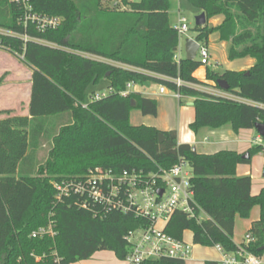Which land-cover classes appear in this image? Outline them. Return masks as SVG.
I'll list each match as a JSON object with an SVG mask.
<instances>
[{
  "label": "trees",
  "instance_id": "trees-1",
  "mask_svg": "<svg viewBox=\"0 0 264 264\" xmlns=\"http://www.w3.org/2000/svg\"><path fill=\"white\" fill-rule=\"evenodd\" d=\"M106 1L28 0L33 13L61 19L58 29L39 32L32 25L23 26L14 0H0V30L11 33L0 34V45L22 57L31 72L30 121L19 120L28 131H12L10 119L0 122V177L8 183L0 187V264H39L31 253L53 251L62 264L85 261L101 251L124 261L130 251L124 237L146 222L132 211L98 218L68 202L56 204L54 184L95 168L154 174L170 170L180 160L189 164L194 200L205 218L198 222L176 212L165 233L182 241L190 231L194 245L234 253L235 217L246 219L258 207V220L247 232L255 240L243 248L261 257L264 188L252 196L250 177H237L235 170L239 164H249L254 155L264 156L263 145H252L246 152L248 160L226 150L198 154L189 144H178L175 130L130 124L133 111L153 117L158 107L139 92L126 98L120 92L128 83L141 88L156 83L181 98H191L193 133L226 125L234 132L264 125V0H188L206 18L204 27H195V41L208 46L209 37L215 35L218 42L229 44L230 61L254 60L243 72L215 74L205 67V81L195 75L201 67L198 59L174 58L180 41L169 24L168 0H118L110 9L103 6ZM215 17L221 22L208 28ZM218 79L226 82L229 90L224 92L234 99L197 89L207 84L219 89ZM103 80L110 93L95 100L91 92L86 103L88 87ZM55 117L64 124L49 135L45 126ZM45 139L51 148L42 165L36 162V153ZM49 213L57 224L54 240L30 238L32 231L46 224ZM141 264L185 261L160 258Z\"/></svg>",
  "mask_w": 264,
  "mask_h": 264
},
{
  "label": "built area",
  "instance_id": "built-area-1",
  "mask_svg": "<svg viewBox=\"0 0 264 264\" xmlns=\"http://www.w3.org/2000/svg\"><path fill=\"white\" fill-rule=\"evenodd\" d=\"M14 2L22 13L21 22L24 27L32 25L39 32H46L58 29L61 24V19L58 17L33 13L28 0H14ZM177 25L175 30L179 37L189 31L184 17L178 18ZM5 34L11 33L7 31ZM197 44L196 57L201 67H209L211 57L208 46L198 42ZM178 53L179 51L174 56L177 62L180 60ZM176 85H180L179 80L176 81ZM133 87L132 83H128L120 95L123 98L128 97L134 93ZM214 90L209 93L234 99L223 90ZM158 91L162 95L167 93L163 86H159ZM109 93V90L102 94L96 93L94 99L101 100ZM174 97L177 100L181 99L179 94H174ZM262 140L257 135L253 145H261ZM191 177L189 164L183 160L168 171L160 170L148 175L141 171L114 173L110 170L103 171L95 168L82 175H75L56 182L54 184L55 203L68 202L70 206L89 212L98 218L106 216L109 212L122 214L129 211H132L136 217H141L146 224L128 232L124 237L130 248L128 256L124 259L127 264H141L147 260L160 258L186 261L191 254L190 245L166 234L165 228L171 216L176 212L183 213L187 218L198 222L204 220L205 214L194 200V192L190 184ZM159 190L162 191L161 195L158 193ZM56 227L53 213H49L46 224L32 231L30 238L53 241L57 235ZM254 240L252 235L246 233L242 243L236 245L234 253L224 252L216 246L215 248L221 253V260L218 264H264L260 256L253 255L243 248V245L247 246ZM30 257L39 264H62V258L55 251L49 255L43 253L41 256L31 253Z\"/></svg>",
  "mask_w": 264,
  "mask_h": 264
},
{
  "label": "crops",
  "instance_id": "crops-1",
  "mask_svg": "<svg viewBox=\"0 0 264 264\" xmlns=\"http://www.w3.org/2000/svg\"><path fill=\"white\" fill-rule=\"evenodd\" d=\"M209 22H212L213 24L212 28H213L219 25V23L221 22V17H215ZM188 39H194V38H188ZM178 55H179V58H184L185 56L184 47H182L181 45L179 48ZM241 60L246 61V62H244L242 66H239L238 69H233L232 71H237V72L247 71L254 64V60L250 57L246 59H241ZM210 63H211V58H210ZM201 69L204 70L205 68L200 67L198 71H200ZM5 72L8 73V77L0 85V112L7 110L8 113L6 114L4 113L3 115L0 114V120L1 121L9 120V119L13 120L12 126H11L12 131H16V132L26 131L27 132L29 127L22 126L19 120H21L22 118H25L28 124L30 121V116H29V112L27 111V108H28V104L30 101V95H31L30 94L31 72L27 67L26 71L23 70V71L17 72V75H20L19 77H14V72L11 69H8V70L4 69L2 72H0V74H3ZM196 73L195 75L197 77ZM148 87L141 88L135 85L132 88V91L135 93L139 92L141 93L143 97L154 99L156 101V106L158 107L157 115L155 116L154 122L152 123L153 125H150V127L152 128L154 127L157 130L162 131V132H169V130H175L176 139H177L178 144H189L198 154H214V153H218L219 151L226 150V151H231L234 153L236 152L237 154H241V155L246 153L253 145V141L256 139V136H257V133L254 129L239 130L238 132H234L229 125H226L221 128H218V130L202 128V130L198 131L197 133H193L190 130L189 125L193 121L194 111L191 113L190 111L186 112L182 110L181 117L178 120L169 122V123L162 122L160 119H158L159 116L163 112L162 111L163 108L160 107V103L164 104L166 102L165 104H168L169 100L167 101L165 97L167 96L168 91L166 90L167 93L162 95L160 94V91H158L159 85H158L157 91L154 89L150 91ZM206 88H209L208 91L205 90L208 93L211 90L215 91L211 84H209L208 87ZM187 99H188V106L193 107L191 105L193 100L191 98H187ZM187 126L189 128L190 133L187 131ZM261 145H264V144H261ZM254 157L255 158H252L251 164L248 165V170H249L248 172H246L245 170V167H246L244 166L245 164L237 165L236 170H235L237 177H243V176H246L247 174H250L249 176L251 179L252 196L256 195L260 191V189L264 188V181H262V182H259L260 186L256 191L253 189L254 173L255 175L261 173V175L264 176V170L262 168L264 164V156L262 154H257ZM253 161H254L255 167L252 169V167L254 166ZM253 171L254 173H252ZM258 215H259V209L257 207L255 215L250 216L247 220H245L244 223L239 224V219L235 218V225H234V231H233V242L235 245H238L239 243H242V242L238 241L239 236L238 238H236L237 240H234V237H235L234 234L239 232L241 228H243V231L245 230V232H248L253 221L258 220ZM182 241L186 245H188L184 240ZM191 252H192V245H190V253ZM93 256L94 257L91 261H89L88 259V260H85L79 263L80 264H127L125 261L122 262L118 260V258L110 251L95 252ZM220 260H221V253H219L218 250L215 247H213V248H210V250L205 249L204 252L195 250L194 254L192 253L190 254L189 258L185 261V264H205L206 261H214V262L219 263Z\"/></svg>",
  "mask_w": 264,
  "mask_h": 264
},
{
  "label": "rangeland",
  "instance_id": "rangeland-1",
  "mask_svg": "<svg viewBox=\"0 0 264 264\" xmlns=\"http://www.w3.org/2000/svg\"><path fill=\"white\" fill-rule=\"evenodd\" d=\"M118 0H107L103 6L106 8H112L114 6V4L117 3ZM123 7H120V9H122ZM168 16H169V24L176 28L177 25V21L178 18H185L186 19V24L188 25L189 31L179 37V41H180V45L182 47H184L186 39L188 38H195L196 32H195V27L196 25H194L195 23V18L199 16V14H201V10L194 8L189 2L188 0H168ZM218 19V18H217ZM208 28H211L213 26L212 22H208L207 23ZM7 31L6 30H0V34L4 35ZM208 50H209V54L211 57V65L208 67V69L212 72V73H221L223 71H232L233 69H238L239 66H242L244 62L241 59L238 60H233L230 61L229 57H228V52H229V44L227 43H221L217 41V38L215 35H212L209 37L208 39ZM27 66L24 64V62H22V60L19 57H16L14 55H12L11 53H9V51L4 48L3 46L0 45V72H2L4 69L8 70L11 69L14 72V77H19L20 75H17V72L19 71H26ZM197 77L199 80H204L205 81V73L204 70L201 69L200 71H198L197 73ZM0 85L5 81V79L8 77V73L5 72L3 74H0ZM107 81L103 80L101 81V83H99L96 86H90L87 89V98H86V103L89 99V94L91 92H95L94 94H102L103 92L108 91L107 90ZM208 84L205 86H201L198 87V90H203V91H208L209 88ZM24 88V87H23ZM148 89L150 91L154 90H158V85L156 83H152L149 85ZM23 92V91H22ZM174 93H172L171 91H168V94L166 97L167 101L169 100L168 104H162L160 103V107L163 108V112L162 114L159 116L158 119H160L162 122H173L178 120L181 117V112L182 110L184 111H190L191 113L194 111L193 107L188 106V99L187 98H181L180 100H177L176 98H174ZM5 114L8 113V111H3ZM10 112V111H9ZM4 113H1L2 115ZM184 117V116H183ZM155 116L150 117H143L140 115L139 111H133L130 115V124H132L133 126L136 125H145L147 127H150V125H153L152 123L154 122ZM1 121V120H0ZM6 121V120H3ZM2 122V121H1ZM59 124H64L63 120L58 119L57 117L55 118H50L49 121L46 123V130L48 131V133H50L49 135H54L55 132L57 131L58 125ZM187 131L189 132V128L187 126ZM190 133V132H189ZM261 144H264V140L261 141ZM51 146L50 143L48 141V139L42 140L41 144H39L38 146V150H37V155H36V162L38 164H42L45 165V163L47 162V158H48V153L50 150ZM256 156V155H254ZM252 158H255V157ZM252 162V159L250 161L249 164H245V170L246 172H248V165H250ZM253 165H254V161H253ZM255 167V165L252 167V169ZM264 167V164L262 166V168ZM250 173V172H249ZM254 173V171L252 172ZM12 175H15V170L11 173ZM250 174H247L246 176L243 177H250ZM17 177V176H16ZM259 179V180H257ZM264 181V176L261 175V173L255 175H253V189L256 191L259 188V182ZM8 183H6V180H2L0 177V187L5 188V186ZM257 210V207H254L253 210L250 212L248 218L250 216L255 215ZM235 218L239 219V224L240 223H244L245 220H247L248 218L244 219L241 218L239 215H237ZM247 232H245V230L243 231V228H241L239 230V232L234 234V240H237L236 238H238V241L242 242L244 239V235ZM183 240L189 245H192V254H194L195 250L198 251H202L204 252L205 249L206 250H210L209 247H203V246H198V245H194L192 243V237H191V232H185L183 234ZM93 255H91V258L89 259V261H91L93 259ZM261 258L264 261V253L261 255ZM79 262L82 261H77L75 262V264H80ZM123 262V261H122Z\"/></svg>",
  "mask_w": 264,
  "mask_h": 264
},
{
  "label": "water",
  "instance_id": "water-1",
  "mask_svg": "<svg viewBox=\"0 0 264 264\" xmlns=\"http://www.w3.org/2000/svg\"><path fill=\"white\" fill-rule=\"evenodd\" d=\"M206 24V18H205V13L202 12L201 14H199L198 17L195 18V23L194 25H196L197 28L199 27H204ZM198 50V44L196 41H194L193 39H186L185 45H184V53L185 56L184 58H186L189 62H194L196 61L197 57H196V53ZM216 85L218 86L219 89L223 90V91H228V85L226 84V82L224 80L218 79L216 82ZM192 105V104H191ZM133 106V104H132ZM254 130L256 131L257 135L259 137H261L264 140V125L257 123L254 126ZM162 134L158 135V140L159 142H161L162 140ZM242 158L245 160L249 159V155L247 153H244L242 155ZM159 195L162 194V191L159 190L158 191ZM261 252H264V246H262L259 249Z\"/></svg>",
  "mask_w": 264,
  "mask_h": 264
}]
</instances>
